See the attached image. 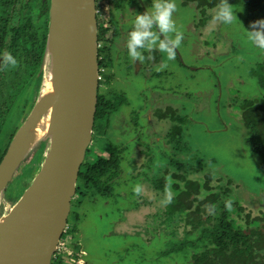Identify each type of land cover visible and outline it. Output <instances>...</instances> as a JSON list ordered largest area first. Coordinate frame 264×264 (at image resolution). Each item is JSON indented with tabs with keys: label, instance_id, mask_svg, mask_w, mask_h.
<instances>
[{
	"label": "rangeland",
	"instance_id": "obj_1",
	"mask_svg": "<svg viewBox=\"0 0 264 264\" xmlns=\"http://www.w3.org/2000/svg\"><path fill=\"white\" fill-rule=\"evenodd\" d=\"M26 1L20 0L17 5L11 18L10 28L25 23L28 18H31V26L36 27L38 24L40 0L29 1L30 5L27 7ZM175 1L176 7L177 3H180V8L178 6L177 13H173V20L175 19V24L178 23L177 29L184 34L178 49L180 54L175 55L173 60H168L166 54L158 51L159 63L167 64L165 67L170 71V76L158 78L150 71L147 73L140 71L130 76L127 73L126 77V72L120 71L118 75L123 86L117 85V81L112 80L108 91H113L117 95L116 99L119 98V101H116L124 102L123 108L118 109L107 122L106 135L111 138L110 145L113 143L112 147L115 146L117 150H124L132 144L140 147L137 148L138 151L144 148L143 152L148 155V159L144 158V162L138 159L137 167H143V164H146V167L143 172L139 169L132 171L127 162L131 150L122 152L120 163L122 173L116 183L118 188L113 190L110 186L112 191L109 195L98 198L96 196L94 199L90 196L89 203H81L75 210L72 207L68 223H73L74 220L70 217L73 211H76L78 220L71 238L76 239L77 247L71 248L72 255L67 256L61 264H74V259L75 262L80 259L82 261L80 264H191L188 255L173 254L166 258L158 256L159 252L168 248L166 246L168 243L181 241L184 238L185 226L179 214L165 223L163 219L164 207L167 204L165 200L171 198L173 193L169 190L157 192L146 180L151 173L157 175L158 167L165 164L167 166L169 162L167 156L170 155H165L164 152L168 153V150L166 148L161 150L160 147L157 153L156 145L155 149L147 145L157 142L156 137L145 136L147 139L140 143L138 138L146 130L142 128L139 134L133 130L137 122L141 124L143 110H148L151 100L152 106L162 101L167 104L165 101L168 97L164 95L171 94L173 90L180 94L185 91L189 93L186 112L189 114L190 109H197L200 112L198 117L203 120L199 122L200 125L186 123L187 125L183 127L180 141L182 157L186 159L193 157L195 159L193 164L200 161L203 164L211 162L217 175L232 182L235 197L243 201V212L230 216L234 222L233 226H241L245 214L254 217L258 215L259 210H264V170L260 168L259 158L245 147L242 127L230 111H225V108L221 107L217 112L212 108L220 92L225 95L223 97H227L226 101L228 100L230 104L259 95L256 81L249 71L251 65L263 61L264 50L255 48L246 39L247 32L242 24L243 11H240L241 7L244 8V2L223 0V3L233 8L237 18L231 25L213 21L212 17L216 10L214 9L207 13L206 22H200L197 26L199 16L194 7L191 5L182 7L181 0ZM151 2L152 0L149 4L147 2V8L150 7ZM105 6V3H100V7ZM97 20L100 31L103 26L101 20ZM9 44L10 41L6 37L2 55L11 54L8 49ZM21 59L17 60L14 68L4 65L0 71V124H2L0 151L10 143L34 102L33 98L31 106L29 103H24L27 94L25 86L30 80L28 74L30 69L27 71L28 67L24 66L25 62ZM178 60L184 62L188 70H185ZM41 64L36 67L37 75ZM218 83L220 86L217 85ZM215 85L218 88H215ZM32 87L34 88L33 85ZM32 87L29 90L31 95ZM102 91H107V88L102 87ZM159 95L162 100L157 97ZM217 106L218 103L214 108ZM12 111L18 114L9 116ZM149 113L150 115L153 113L152 107ZM149 122L151 125L152 121ZM98 138L97 141L94 138V144L92 142L87 150L85 161L89 158H87L88 154H103V157L108 158L109 146L106 148V139L103 138L101 141V138ZM42 149V144L36 147L20 166V174L8 186L0 201V217L12 208L19 195L25 190V184L32 181L42 159L41 156L39 157ZM159 153L162 159L159 158ZM152 155H155V159ZM136 185L141 186L139 195L133 191Z\"/></svg>",
	"mask_w": 264,
	"mask_h": 264
},
{
	"label": "trees",
	"instance_id": "obj_2",
	"mask_svg": "<svg viewBox=\"0 0 264 264\" xmlns=\"http://www.w3.org/2000/svg\"><path fill=\"white\" fill-rule=\"evenodd\" d=\"M243 2L242 24L243 29L247 32L251 30L250 25L253 21L264 19V0H243ZM222 3L223 0H181L182 7L192 5L196 10L199 16L197 26L200 22H206L207 13L217 9ZM100 22L103 27L100 31L98 27V46L101 41L104 42V46L98 48V62L99 68L102 70V73L100 72L102 80L97 97L93 138L99 139L98 137H100L101 141H103V138L106 139V148L109 146L108 153L106 152L108 158L103 157V154H88L87 158H89L80 168L76 194L71 202V211L72 207L75 210L81 203H89L90 196H93L94 199L96 196L98 198L102 195H109L112 191L110 186L113 190L118 188L116 186L117 178L122 173L120 167L121 154L129 150L126 147L124 150H117L115 146V148L112 147L113 143L110 145L111 138L106 135L107 122L112 118V115L117 113L118 109L123 108L124 102H118L119 98L116 99L117 95L113 91L108 92L110 91L108 88L113 82V75L109 72L111 63L109 65L110 60L107 58L109 46L107 47V45L112 44L109 33L114 37L117 32L113 29L112 35L109 21L104 23L101 20ZM45 33L40 43L34 44L35 42L32 41L33 44H31V51L34 50L31 54L34 59L32 61L37 66H39L43 57L46 41ZM30 39L33 40L31 37ZM16 41L17 39L13 40V42ZM23 48L27 52L26 44H23ZM153 59L159 61V57ZM179 62L185 70H188V67L183 64L184 62L181 63L178 60ZM128 68L130 69V66ZM249 72L253 80L256 81L259 90L258 96L230 104L228 100L226 101L227 97H223L225 95L220 92L218 100H215L212 108L217 112L221 107L225 108V111H230L233 118L242 127L245 147L259 158L260 168L264 170V59L256 65L254 64V66L251 65ZM170 74L169 72H163L154 75L164 77L165 75L170 76ZM217 85L220 86L219 83ZM217 85H215V88H218ZM102 87L107 88V91H102ZM173 91L169 95H164L168 97V100L165 101L167 104H164L163 101L159 102L165 106L167 105L165 109L156 108L152 110V118L155 119L157 126L162 125L159 132L164 133V144L168 150V153L164 152V154L170 155L167 156L169 162L167 166L165 164L158 167L157 175L151 173L149 179L146 178V180L150 182L152 189L156 191L169 190L173 193L170 202H167L164 207L163 219L166 223L172 220L174 215L179 214L185 230L184 238L181 241L168 243L166 245L168 248L159 252L158 256L166 258L173 254L188 255L191 264H264V210H259L258 215L254 217L245 214L242 217V225L233 226L234 222L230 216L243 212V201L235 197L232 182L217 175L211 162L203 164L200 161L193 164L195 160L193 157L187 159L182 157L180 141L183 127L188 123L189 125H200L199 122H203V120L198 117L200 112L197 109H190V115L186 112V109H188L186 103L190 98L189 93L185 91L180 94ZM212 95L211 100L213 99ZM157 97L161 98V95ZM151 103L152 100L148 105L149 108L152 106ZM217 103V108H214ZM8 146L9 144L0 151V162ZM100 146L103 145L100 143ZM151 148L155 149V146ZM156 150L158 153V147H156ZM141 154L148 157L145 152H140L137 155L135 151H131L127 157L129 168L132 171L139 169L136 165V158ZM155 155H152V157L154 158ZM158 156L162 159L160 153ZM28 185V183L25 184V189ZM229 201L231 206L226 207L225 205ZM70 219L74 220L69 231L73 235L78 220L76 211H73Z\"/></svg>",
	"mask_w": 264,
	"mask_h": 264
},
{
	"label": "water",
	"instance_id": "obj_3",
	"mask_svg": "<svg viewBox=\"0 0 264 264\" xmlns=\"http://www.w3.org/2000/svg\"><path fill=\"white\" fill-rule=\"evenodd\" d=\"M97 39L95 0H50L34 102L0 162V201L41 144L42 159L27 188L0 217V264L52 263L92 144L99 88ZM47 74L51 92L42 95ZM44 117L48 126L36 141V127Z\"/></svg>",
	"mask_w": 264,
	"mask_h": 264
},
{
	"label": "flooded vegetation",
	"instance_id": "obj_4",
	"mask_svg": "<svg viewBox=\"0 0 264 264\" xmlns=\"http://www.w3.org/2000/svg\"><path fill=\"white\" fill-rule=\"evenodd\" d=\"M29 1L32 0H27L25 6H29ZM150 0H95L96 3V19L102 20L104 23L106 21L110 22L111 30L110 32L112 33L113 29L116 30V36L112 37L110 35V39L112 40V44L107 45L108 48V60H110L111 63V68L109 69V72L113 75V81H117V85L122 84L123 82L119 79L120 75L118 73L120 71H125L126 72V77L127 73L128 76L132 74H136V72L144 71L147 73V71L152 72L154 75L155 73H163V72H170L168 71L165 66L167 65H162L159 63V61L153 59L156 57H159V50L158 48L154 45L152 49H140V52L143 56H145V61L144 62H133L127 55V51L125 50L126 47V40H127V35L128 33L132 30V25L134 18L136 14H140L145 12L147 9L146 4L148 2L149 4ZM20 0H0V71L4 67L2 63V53L4 49V44H5V39L8 37L10 44L8 46L9 51H11V55L16 59L23 60L25 62L24 66L28 67L27 71L28 74L30 75V80H28V84L25 86L27 90H25V93H27L25 96L26 98L24 99V103L30 104L31 106V93L29 92L30 88L32 85L34 86L36 77H37V69L38 67L32 60L33 56V51H31L32 45L38 44L41 42L44 32L45 35H47L46 28L48 26V18H49V5H50V0H40L39 1V10H38V24L36 27L31 26V18H28L25 23L23 24H18L15 27L10 28V22L12 21L11 18L14 15V12L17 9V5L19 4ZM176 1L174 0V3ZM100 3L106 4L105 7H100ZM147 4V5H148ZM180 3H177V7L179 6L180 8ZM190 6V5H189ZM192 6V5H191ZM176 7V8H177ZM102 8V10H101ZM179 11V9H178ZM177 13V11H176ZM98 21V20H97ZM175 22V19H174ZM176 24H178L176 22ZM98 25V24H97ZM152 31L158 32V30L153 27ZM10 34V36H9ZM113 35V33H112ZM30 37L33 39L31 40ZM172 37V34H170V38ZM14 39H17L16 42H13ZM108 40V38H107ZM33 41V43H32ZM102 42V41H101ZM46 43V41H45ZM104 43V42H103ZM23 44H26V49L27 52H30L29 54L24 50ZM111 45V46H110ZM120 47V49H119ZM99 48V47H98ZM103 48V47H102ZM115 53V54H114ZM179 51L178 49L176 50V56H179ZM149 57H152L149 59ZM43 59V57H42ZM18 60V61H19ZM102 60V59H101ZM177 60V59H176ZM180 60V59H179ZM42 61V60H41ZM116 61V64L114 62ZM99 64V62H98ZM113 66V67H112ZM130 66V69L128 68ZM157 68L162 69V71L157 70ZM114 69V70H113ZM116 69H118L116 71ZM100 72L102 73V70L99 68V77H100ZM155 76V75H154ZM158 77V76H155ZM159 78V77H158ZM125 86V84H124ZM33 88V87H32ZM100 89V82H99V88ZM152 104V103H151ZM167 106V105H166ZM166 106L164 104H161L157 102L156 104L153 105L152 110L154 109H165ZM24 107V106H23ZM21 107V109L23 108ZM20 109V110H21ZM148 110H143V115L141 119V124L139 125L137 122V125L133 126L134 132L137 131V134H139L140 130L142 128L146 130L145 132L143 131L138 138V142L143 141L145 136H151V137H156L157 142L154 144L150 143H145L151 147L155 146L158 147V150H164L163 148H166V145L164 144V133L159 132L160 125L157 126V123L154 118H152V114L150 115L149 110L150 108L147 107ZM30 111V110H29ZM20 113V112H19ZM14 112L12 111L9 113L10 115H13ZM18 113H15L16 115ZM29 114V112H28ZM9 118V117H8ZM152 121V126L150 125L149 121ZM149 125V126H148ZM2 124H0L1 128ZM94 129V128H93ZM94 133V130H93ZM126 136V135H125ZM128 137V136H126ZM13 138V137H12ZM116 139V138H114ZM130 139V138H129ZM12 140V139H11ZM97 141V139H96ZM159 141V142H158ZM92 142L94 144V138L92 139ZM141 143V142H140ZM135 146V147H134ZM133 144L130 147H126L128 149H131V151H135V154L138 155V153L144 151V148L142 150L138 151L137 148H140L137 144ZM93 147H95L93 145ZM145 160L148 159L147 156L141 154L136 158V165H137V160L140 159L144 162ZM146 167V164H143V167H139V170L144 171V168ZM159 192V191H157Z\"/></svg>",
	"mask_w": 264,
	"mask_h": 264
},
{
	"label": "clouds",
	"instance_id": "obj_5",
	"mask_svg": "<svg viewBox=\"0 0 264 264\" xmlns=\"http://www.w3.org/2000/svg\"><path fill=\"white\" fill-rule=\"evenodd\" d=\"M176 11L174 0H152L145 12L136 14L132 30L128 33L126 40L127 55L133 62H144L145 56L141 54L140 49H152L154 45L161 53L166 54L168 60L175 58L176 50L180 48L184 39L183 32L177 29L173 20V13ZM240 11H243L242 7ZM212 19L223 25H231L237 20L233 8L226 3H222L215 10ZM154 26L158 32L152 31ZM250 29L246 33L247 41L255 48L264 50V19L253 21ZM170 34L173 38H170ZM2 63L14 68L17 60L10 53H4ZM157 70L160 69L157 68ZM133 191L139 195L141 186L136 185ZM167 202H170V197L165 200V203ZM225 206L230 207L231 202H227Z\"/></svg>",
	"mask_w": 264,
	"mask_h": 264
},
{
	"label": "built area",
	"instance_id": "obj_6",
	"mask_svg": "<svg viewBox=\"0 0 264 264\" xmlns=\"http://www.w3.org/2000/svg\"><path fill=\"white\" fill-rule=\"evenodd\" d=\"M104 46L103 43L99 44V48H102ZM99 82H101V76L98 78ZM109 89V88H108ZM70 220V219H69ZM70 223H67L63 234L59 240V243L56 247V250L52 256V263L51 264H57V263H63V261H65V259H67V256H71L72 252H71V248H76L77 246V242L75 238H71V234L69 233L70 231ZM74 240V241H73ZM82 253V252H81ZM74 264H80L82 263V261L80 259H78V262H75V259L73 260Z\"/></svg>",
	"mask_w": 264,
	"mask_h": 264
},
{
	"label": "bare ground",
	"instance_id": "obj_7",
	"mask_svg": "<svg viewBox=\"0 0 264 264\" xmlns=\"http://www.w3.org/2000/svg\"><path fill=\"white\" fill-rule=\"evenodd\" d=\"M96 5V3H95ZM97 13V11H96ZM97 21V19H96ZM97 29H98V25H97ZM97 49H98V39H97ZM99 65V64H98ZM44 82L46 83V88L42 90V95H45V94H50L51 92V89H50V79H49V74L46 75L45 77V80ZM98 83H99V80H98ZM48 117H44V119H42L40 121V123L38 124V126L36 127V131H35V140H39L43 134L45 133L46 131V128L48 126Z\"/></svg>",
	"mask_w": 264,
	"mask_h": 264
}]
</instances>
